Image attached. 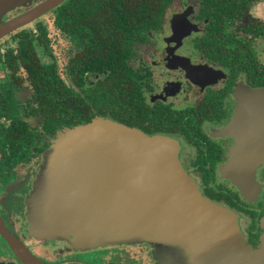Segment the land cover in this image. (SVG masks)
Instances as JSON below:
<instances>
[{
	"label": "flooded vegetation",
	"instance_id": "af4514ba",
	"mask_svg": "<svg viewBox=\"0 0 264 264\" xmlns=\"http://www.w3.org/2000/svg\"><path fill=\"white\" fill-rule=\"evenodd\" d=\"M43 1L18 5L2 20ZM68 1L35 19V28H28L29 23L0 39V80L7 82L0 86V98L8 100L3 115L0 108V221L30 252L49 264H152L155 247L150 243L79 249L65 239L41 240L32 231L30 197L44 161V151L37 153L35 149H41L45 141L50 146L57 131L67 126L44 136L42 114L37 112V105L28 102L35 88L26 69H5L1 62L8 52L18 53L21 31L36 38L41 19L52 15L55 25L56 10ZM56 29L58 35L63 34ZM144 34L134 43L128 60L135 73L132 127L176 139L185 170L204 195L239 214L246 241L257 247L263 231L264 162L255 171L258 184L248 193L224 174L223 165L229 162L240 138V133L231 129L239 117H243L249 146L262 148L264 0H172L161 26L147 29ZM48 35L50 51L40 39L35 41L39 57L45 63L56 62L65 83L72 91H81L69 68L76 54L74 45L68 40L71 56L64 64L52 49L53 39ZM37 43L51 60L39 54ZM100 78L98 73H87L83 87L90 88ZM96 116L121 122L103 114ZM129 247L141 249L144 255H131ZM99 249L103 251L96 253ZM0 261L25 264L1 231Z\"/></svg>",
	"mask_w": 264,
	"mask_h": 264
},
{
	"label": "water",
	"instance_id": "95a60500",
	"mask_svg": "<svg viewBox=\"0 0 264 264\" xmlns=\"http://www.w3.org/2000/svg\"><path fill=\"white\" fill-rule=\"evenodd\" d=\"M63 1L44 0L3 21L8 11L26 2L0 0V39ZM62 129L45 151L48 166L37 182L56 186L38 203L33 193L30 197L32 231L38 238L65 239L76 247L148 242L162 252L166 245L181 244L187 249L178 264H264V216L260 243L254 247L244 238L236 212L204 195L185 170L176 139L102 116ZM231 129L240 138L223 165L224 174L244 192L250 191L255 171L264 162V88L262 148L249 146L243 117ZM70 132L79 134L68 139ZM66 169L70 173L61 178ZM0 231L25 264H49L1 221Z\"/></svg>",
	"mask_w": 264,
	"mask_h": 264
},
{
	"label": "trees",
	"instance_id": "16d2710c",
	"mask_svg": "<svg viewBox=\"0 0 264 264\" xmlns=\"http://www.w3.org/2000/svg\"><path fill=\"white\" fill-rule=\"evenodd\" d=\"M171 1L69 0L60 6L54 23L76 50L69 68L81 91H72L65 83L58 74L56 62L45 63L39 57L35 47L37 39L51 50L48 27L39 24L40 34L36 38L28 31H21L18 53L8 52L1 63L5 69L18 70L20 66L26 69L35 88L28 102L37 105V112L42 114L44 136H52L64 126L90 122L97 114L111 116L132 127L135 73L128 60L134 43L144 38V32L161 26ZM87 73H98L101 78L85 89ZM6 84L4 79L0 80L1 87ZM7 103V99L0 98L2 115ZM29 134L28 131V156ZM48 147L45 141L43 147L35 151L45 152Z\"/></svg>",
	"mask_w": 264,
	"mask_h": 264
},
{
	"label": "rangeland",
	"instance_id": "374dc122",
	"mask_svg": "<svg viewBox=\"0 0 264 264\" xmlns=\"http://www.w3.org/2000/svg\"><path fill=\"white\" fill-rule=\"evenodd\" d=\"M28 1H35L36 2L38 0H25V2H28ZM41 22L48 27L49 34H50V36H52V39H53L52 49L54 51H56L57 54L59 55L58 56L59 60L62 63L65 64L67 62V60L69 59V57L71 56L70 43L68 42V39L62 33L60 35H58L56 33V31H58V30L56 29L55 25L53 24V16L52 15H49V14L46 15L43 19H41ZM28 28H32V29L35 28V23H32L31 25H28ZM37 47H38L39 54L44 57V60H46V59L51 60L48 55H45V52H44L45 50H44L43 47L42 48L40 47L39 43H37ZM54 55H55V53H54ZM105 118H107V117H105ZM32 122H33V124L36 123V121H32ZM59 131L62 132L63 129H61ZM77 134H79V133L78 132H75V133H71L70 132L69 136H68V139H71L72 137L76 136ZM177 143H178L179 149H180V147H181L180 143L178 141H177ZM43 160L44 161H43V164L41 166V170L46 171L47 166H48L47 161L49 162V158L48 159L46 158L45 152H44V155H43ZM70 171H71V169L62 170L61 174H60L61 178H65L70 173ZM38 180H39V176H38V179H37L35 185H37ZM224 183L227 184V182H224ZM256 184H258V183L255 182V185ZM55 186H56L55 183H51L49 186H41V182H40V184L38 183L37 187L35 186L36 188L33 191L34 197H36L35 198L36 202L38 203L39 199L40 200H45L47 198V196L53 191ZM237 186L242 192H244V190L241 189L239 187V185H237ZM248 192L249 191H246L244 193H248ZM37 203H36V214L40 213V210H41L40 208H38L39 206L37 207ZM236 214H237L238 222H239V225H240V216H239V214L237 212H236ZM261 224H262V221H261ZM240 228H241V226H240ZM244 238H245V235H244ZM138 243H143V242H138ZM146 243H148V242H146ZM110 245H113V244L109 243V244L102 245V246L105 247V246H110ZM88 246L89 245L86 244L84 246H79L78 248L79 249H93V248L99 247V245L98 246H93V247H88ZM154 247H156V246L154 245ZM163 249H164V252L159 251L158 249L154 248L153 258H151V259H153L152 260L153 261L152 264H178V262H180V260H181V253H183V256H184L187 247L184 246V245H181V244H178V245L171 244V245H166V247L163 248ZM100 250H101V252L103 251V249H99V250H96L95 252L97 253V251H100ZM128 251L130 252L131 255H135V256L136 255L137 256H143L144 255V252H142V250L137 248V247H134V248L129 247ZM0 264H5V263L3 261H0Z\"/></svg>",
	"mask_w": 264,
	"mask_h": 264
}]
</instances>
